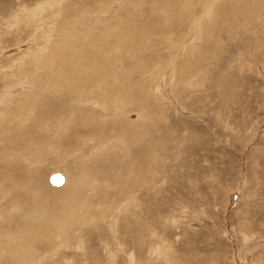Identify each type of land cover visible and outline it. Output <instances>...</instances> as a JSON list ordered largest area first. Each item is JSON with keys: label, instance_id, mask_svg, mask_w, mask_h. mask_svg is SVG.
<instances>
[{"label": "rangeland", "instance_id": "obj_1", "mask_svg": "<svg viewBox=\"0 0 264 264\" xmlns=\"http://www.w3.org/2000/svg\"><path fill=\"white\" fill-rule=\"evenodd\" d=\"M0 264H264V0H0Z\"/></svg>", "mask_w": 264, "mask_h": 264}, {"label": "bare ground", "instance_id": "obj_2", "mask_svg": "<svg viewBox=\"0 0 264 264\" xmlns=\"http://www.w3.org/2000/svg\"><path fill=\"white\" fill-rule=\"evenodd\" d=\"M82 81H83V86H84V87H88V88L91 87L90 84L92 85V84L94 83V81H92V83H90V82L87 81V80H82ZM82 89H83V87H82ZM99 89H100V87H99ZM110 95H111V94H110ZM128 117H129V116H128ZM146 122H147V121H146ZM145 124H146V123H145ZM74 139H75V138H74ZM139 140H142V139H139ZM143 140H144V139H143ZM123 141H124V140H122V141H121V140H116V142H119V143H122ZM142 142H143V141H142ZM127 144H128V143H127ZM138 144H139V143H138ZM120 145H121V144H120ZM122 145H124V147H126L127 151H131V146L126 145L125 142H123ZM87 152H88V151H87ZM140 164H141V163H140ZM142 164H143V162H142ZM140 166H141V165H140ZM142 166H143V165H142ZM142 171H143V170H142ZM63 175H64V174H63ZM64 176H65V175H64ZM92 176H93V178H87V177H86V179H88V180H86L85 183H86V182L89 183V184H90V183H95V182L97 183L98 180H96V178L94 177L93 174H92ZM92 176H90V177H92ZM49 182H50V181H49ZM66 182H67V179H66V176H65V182H64L62 185H64ZM133 182H134V180H133ZM51 185H52V184H51ZM62 185H61V186H62ZM97 185H98V184L95 185V186H96L95 188H97ZM53 186H54V185H53ZM65 186H66V185H65ZM92 186H93V185H92ZM57 187H60V186H57ZM107 190H108V189H107ZM93 192H94V191H93ZM98 202H99V201H97L96 203L94 202V204H95L94 206H95V207L100 203V202H99V203H98ZM127 202H128V201H127ZM104 205H105V204H104ZM87 207H88V206H87ZM102 207H103V206H102ZM71 208H72V206H71ZM92 208H93V206H92ZM90 209H91V208H90ZM93 210H94V209H93ZM100 212H101V211H100ZM100 215H101V214H100ZM140 237H141V238H144V236H142V235L139 236V238H140ZM142 240H143V239H142ZM142 240H141V241H142Z\"/></svg>", "mask_w": 264, "mask_h": 264}, {"label": "water", "instance_id": "obj_3", "mask_svg": "<svg viewBox=\"0 0 264 264\" xmlns=\"http://www.w3.org/2000/svg\"><path fill=\"white\" fill-rule=\"evenodd\" d=\"M49 181L54 186H61L65 182V176L61 172H54L50 175Z\"/></svg>", "mask_w": 264, "mask_h": 264}]
</instances>
